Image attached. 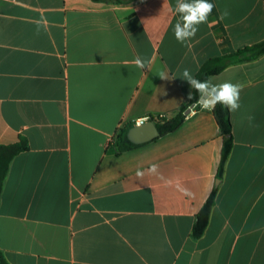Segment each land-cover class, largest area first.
<instances>
[{"label": "crops", "instance_id": "1", "mask_svg": "<svg viewBox=\"0 0 264 264\" xmlns=\"http://www.w3.org/2000/svg\"><path fill=\"white\" fill-rule=\"evenodd\" d=\"M210 2L189 48L173 33L176 0H0V145L29 144L0 199L10 264H264V56L210 78L242 91L201 239L192 228L222 148L213 113L191 110L175 133L120 155L110 144L128 124L176 115L192 92L184 69L195 77L264 43V0Z\"/></svg>", "mask_w": 264, "mask_h": 264}, {"label": "trees", "instance_id": "2", "mask_svg": "<svg viewBox=\"0 0 264 264\" xmlns=\"http://www.w3.org/2000/svg\"><path fill=\"white\" fill-rule=\"evenodd\" d=\"M94 1H105L115 4H126L134 0H94ZM262 56H264V43L256 46L243 48L233 54L217 56L207 60L202 65V67L196 74L195 78L201 81L210 80L211 77L221 74L225 69H227L232 65L253 61ZM191 94H192V99L188 98L179 108L175 116L170 118L159 117V116L149 117L150 120L154 122L155 126L159 131L158 138L165 137L167 135L173 134L176 131H178L185 123V121L190 117L191 113L187 114L188 110L201 109L199 106L195 108H190V106L194 105L196 100L198 99V93L195 90L192 89ZM211 112L213 113V116L215 118V121L219 127V131L221 134L222 148H221L220 162L217 173V180L221 182L223 180L226 170V165L234 145L233 124L231 119V112L226 107H223L221 104H217L214 110H211ZM133 127H134L133 124H128L127 126L122 128L119 135L117 136L116 142L113 145V147L117 152V155L138 149L146 145V144L136 145L128 140L127 133ZM27 151H29V144L25 138H20L17 143L12 145H0V199L13 159L19 154ZM218 190H219V185L213 188L212 192L210 193L209 197L203 204L202 208L195 216V222L191 234V237L194 240L201 239L207 230V227L210 222L212 210L216 204V197ZM0 264H10L5 258V255L1 249H0Z\"/></svg>", "mask_w": 264, "mask_h": 264}, {"label": "clouds", "instance_id": "3", "mask_svg": "<svg viewBox=\"0 0 264 264\" xmlns=\"http://www.w3.org/2000/svg\"><path fill=\"white\" fill-rule=\"evenodd\" d=\"M214 7L215 5L210 0H176L174 11L179 18L173 26L175 39L182 45L191 48V41L199 30V25L207 23ZM227 15V11H224L220 18L223 19ZM133 63L137 68L144 69L150 66L151 61H146L138 56ZM158 76L162 80H172L165 72H160ZM179 78L186 81L190 88L198 93V99L190 108L199 106L203 110L211 111L214 110L217 104H221L231 112H235L240 108L239 101L242 86L239 84L231 82L213 84L211 80L201 81L195 78L189 69H184ZM189 99H192L191 93H189ZM156 167V165H152L149 171L154 172ZM137 175L142 176L143 173L138 171Z\"/></svg>", "mask_w": 264, "mask_h": 264}, {"label": "water", "instance_id": "4", "mask_svg": "<svg viewBox=\"0 0 264 264\" xmlns=\"http://www.w3.org/2000/svg\"><path fill=\"white\" fill-rule=\"evenodd\" d=\"M191 113V109L187 111V114ZM159 137V131L154 122L149 120L139 126H134L127 133V138L130 142L136 145H142L150 143ZM220 183L217 180L216 185Z\"/></svg>", "mask_w": 264, "mask_h": 264}, {"label": "built area", "instance_id": "5", "mask_svg": "<svg viewBox=\"0 0 264 264\" xmlns=\"http://www.w3.org/2000/svg\"><path fill=\"white\" fill-rule=\"evenodd\" d=\"M159 117H165V116H164L163 114H160ZM149 120H150L149 117H148V118H144V119H140V120H138V121L136 122L135 126H136V125L139 126V125H141V124H143L144 122H147V121H149ZM120 131H121V130H119V132L117 133V135L114 136V137L110 140V144H112V145L115 144L116 139H117V136L119 135Z\"/></svg>", "mask_w": 264, "mask_h": 264}]
</instances>
